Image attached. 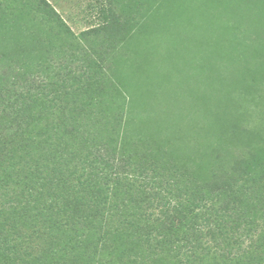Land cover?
Instances as JSON below:
<instances>
[{"label":"rangeland","instance_id":"1","mask_svg":"<svg viewBox=\"0 0 264 264\" xmlns=\"http://www.w3.org/2000/svg\"><path fill=\"white\" fill-rule=\"evenodd\" d=\"M46 1L59 17L0 0V92L36 73L30 123L0 140V250L29 237L48 256L177 264L191 236L228 243L237 230L263 256L264 222L252 233L239 221L264 212V0ZM89 138L113 152L103 178L62 146ZM238 161L251 172L233 191ZM68 204L85 209L70 225L88 241L49 231V210L34 209Z\"/></svg>","mask_w":264,"mask_h":264},{"label":"trees","instance_id":"2","mask_svg":"<svg viewBox=\"0 0 264 264\" xmlns=\"http://www.w3.org/2000/svg\"><path fill=\"white\" fill-rule=\"evenodd\" d=\"M38 4L37 7L41 12H44V14L47 17L55 18L59 17L58 13L56 10L46 1V0H35ZM110 12L113 14L114 10L111 8ZM34 70H31L30 72H26L22 74L24 77V82L25 84L21 85L19 89L17 87L13 86L11 91L9 89H6L5 91L0 92V97L8 102L7 106H4L3 108L1 105L3 103H0V115L4 116L6 120L1 119L0 121V140L1 139H7L10 137H21L20 131H25V125L29 122L30 123V115H29V110L32 107V96L31 93L35 90L36 91V86H34L36 82V73H32ZM29 73V74H28ZM13 78L14 81H16V74L14 73L13 70ZM29 80L33 82V91L29 86L27 85L29 83ZM15 83V82H14ZM13 83V85H14ZM30 94V95H29ZM29 95V96H27ZM43 98V97H42ZM90 135V134H89ZM49 137L51 138V133H49ZM83 140H86V135L84 136ZM94 140L89 138V147L84 146L82 143H79V145H75L76 142L74 143H65L62 146L66 147L69 150H73V157L75 160H78L80 165L77 167V169L85 170V166L88 169V171L95 177H101L105 176L104 172L106 171L107 168H111L113 164L110 163L112 161V157L109 155L112 154V150H109L108 145H103V146H96L93 144ZM85 148V149H84ZM86 152V154H85ZM103 152L109 153L107 156H103ZM103 156V157H102ZM254 157V155H253ZM115 162V160H114ZM85 164V165H84ZM106 168V169H104ZM253 168V167H252ZM121 169H115L114 174L115 176L118 175V172ZM241 170V171H239ZM245 170L247 171L246 175L251 172L249 171L248 165H245L243 162H237L234 164V169L233 172H235V175H231L229 178L226 179V183L228 184L229 181L228 179L234 178L233 182L230 186L229 189L235 190L236 186H238V181H240L243 178V174H245ZM119 176V175H118ZM117 176V177H118ZM246 177V176H245ZM253 177V176H252ZM252 177H249L250 179ZM96 178H92L93 181H95ZM245 179V178H244ZM235 180L237 182L235 183ZM64 181L62 180V183ZM213 191H216V187L212 188ZM218 195V194H217ZM37 202H39L37 200ZM253 204H250V207H253ZM239 208V207H238ZM236 212H239L237 210ZM39 211L43 210H49L50 214L47 218L45 219V224L47 225V228L49 231L58 230L59 228H56L61 225V227H66L68 229L67 232L70 234V240H77L79 242H86L90 239V237H87L85 239L81 238V235L78 230H75L71 227L70 221H72L74 218H78L82 215L83 211L85 209H79L76 207H71V205H51L46 209H42V207L39 209L34 208ZM89 210V212H94V214L98 215L101 214L100 211H95L92 210L91 208H86ZM235 208H230L229 211L234 210ZM256 213H261V212H256ZM40 215V214H39ZM43 215V213H41ZM261 216H251L249 212L247 214H243L240 217L239 221V226L242 225L244 226V222L250 224L251 222V231L252 233H256L257 231V226L258 223H263L264 222V212L260 214ZM243 218H245L243 220ZM243 220V222H242ZM92 226V225H91ZM28 226L26 224H19V230H25L27 229ZM206 226L199 225V229L197 228L196 231H194L195 235H198V233H202L203 230L205 229ZM222 231L219 229L220 234ZM235 234V239L231 238V240L228 243H224L225 239L221 237V235H216L215 238L212 239L211 242H209V238L206 239H194L192 236L190 237V243L187 247V253L185 254L182 250L184 246L179 245L175 247L174 249L176 250L175 256L178 258L177 259V264H189L191 263V258H196L198 260L195 261V263L200 261V264L202 263V258L201 255L204 259L211 260L214 262V264H264V252L263 256L259 255L256 253L255 255L248 256L246 252L248 251V248H245L243 246V238H240L237 236V230L234 232ZM7 240H9L7 238ZM27 241L29 242H34V243H39V241H44V240H39L35 241L32 238L27 237L26 239L20 238L16 242H12L9 240L5 247H2L0 250V264H82L83 260L85 257H88V254L82 252L79 249H71L68 248V250L65 251H58L55 256H53V253L57 248H52V256H48V254L38 248V246H27L26 243ZM251 244L254 245L255 241H251ZM33 246V247H32ZM118 245L116 244H111V248H116ZM27 250H25V249ZM254 249V248H251ZM32 251H40V252H35L33 253ZM84 253V254H83ZM254 254V253H252ZM94 255V254H93ZM261 256L259 258L258 256ZM170 255V253L168 254ZM95 257V255L93 256ZM173 257V256H172ZM171 257V260H172ZM89 261L86 264H104L102 261H94V258H87ZM173 261V260H172ZM194 263V264H195Z\"/></svg>","mask_w":264,"mask_h":264}]
</instances>
